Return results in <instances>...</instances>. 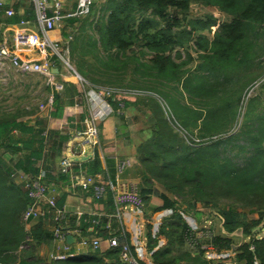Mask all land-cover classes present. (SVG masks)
<instances>
[{"label": "trees", "instance_id": "1", "mask_svg": "<svg viewBox=\"0 0 264 264\" xmlns=\"http://www.w3.org/2000/svg\"><path fill=\"white\" fill-rule=\"evenodd\" d=\"M195 3L214 7L227 19L221 21L214 12L202 17L192 16L191 6ZM100 9L105 12L103 17L93 19L89 30L82 28V36L72 43L79 73L98 85L146 88L168 98L180 95L178 100L186 105L183 112L186 113V127L199 130L195 131L199 134V145L189 146L180 133L181 130L186 132V127L167 121L155 97H109L113 105L117 103L120 106V102H124L125 109L131 105L138 106L149 132V138L137 148L138 160L145 169V182L148 184L141 193L149 199L154 193V184H161L168 195L161 193L163 205L157 209L172 211L164 218L157 234L152 218H146L148 244L147 255L142 262L212 264L206 258V250L202 249L201 243L195 249L186 245L189 232L185 216L191 215V210L197 213L201 203L203 207H211L210 213L224 221L227 231L240 229L244 237H250V242L244 241L233 250L232 260L236 264H264V237L257 238L254 232L262 226L264 217L244 220L248 212L245 209L264 213V101L261 94L249 98L239 131L235 137L225 139L210 140L215 134L233 131L228 130L230 124L236 121L237 114L226 129L219 130L222 122L206 118L205 112L199 108L206 92L203 93L202 85L221 89L222 86L217 85L231 81L232 77L234 82L249 63L250 54L254 51L252 44L262 43L263 52L255 57L258 56L257 64L263 62H258V59L264 55V0H104ZM96 12L94 3L90 14L96 15ZM70 21L74 23L77 19ZM9 22H19V18H10ZM192 41L195 42L193 48L197 57L194 59L188 51L187 59L176 62L173 52L177 51L180 55V48L189 49ZM136 46L139 51L134 52ZM128 51L132 53L128 55ZM138 53L151 54L150 62L142 63L136 56ZM131 59L135 60V64L137 61V65L129 72L126 69ZM196 60H199L196 70L187 67ZM123 63L126 64L122 66ZM122 68L124 70L118 71ZM131 73L135 76L129 83ZM192 73L199 83L198 88L189 84ZM79 94L75 84L66 85L62 93H56L51 114L58 117L64 115L66 106L80 102ZM187 98L194 101L193 105L186 103ZM175 103L171 102L174 110ZM28 108L0 109V264H127L121 261L120 247L102 250L89 244V249L83 252L70 248L68 256L60 260H48L37 253L38 245L54 240V229L50 231L42 220L28 229L22 216L32 199L25 182L16 183L12 171H22L32 179L45 172V181L67 183L70 173L54 172L56 161L62 156L71 134L62 129L47 130L41 120H38L37 126L26 125L18 118L35 112L32 107ZM82 118L80 115L79 119ZM135 118L139 120L140 117L135 114ZM78 126L82 128L81 124ZM125 126L118 124L117 128ZM205 138L208 139L203 140ZM235 139L245 143L241 146L243 151L249 150L242 163L221 150L224 143ZM6 155H10L9 158ZM100 163L98 158H94L73 164L75 169L83 167L88 173H93L101 170ZM171 194L182 204L188 203L187 208H182L177 200L171 198ZM64 198L65 194L58 201L59 207L63 205ZM102 200L109 210L114 209L110 192ZM93 220L88 215H82L80 227L72 225L81 233L77 241L94 234L102 237L120 235L119 224L104 228V219L99 223ZM126 237L134 250L132 234L127 231ZM210 242L218 254L230 253L232 245L238 244L233 236L226 234L214 235Z\"/></svg>", "mask_w": 264, "mask_h": 264}, {"label": "crops", "instance_id": "2", "mask_svg": "<svg viewBox=\"0 0 264 264\" xmlns=\"http://www.w3.org/2000/svg\"><path fill=\"white\" fill-rule=\"evenodd\" d=\"M5 1L7 2V6L3 11L0 12L1 22H9L10 18L12 19L16 16L19 18V21L23 19H27L30 20L31 22L32 20L35 19V11L32 1L31 3L28 0H5ZM76 5H77V0L74 6H70L69 3H65V9L66 11H69V9H74ZM9 7L13 8V10L15 11V14L12 17H8L5 11ZM67 21L71 22L70 20ZM31 27L33 28L32 23H31ZM65 30H66L65 28H57L52 32V35L55 38L66 39L68 34ZM23 53H27L31 55L30 54L31 51H24ZM260 59L262 58L259 57L258 62L260 61ZM18 76H22V75H18ZM133 76L135 75L131 73V77L129 76V81H128L129 83H131V78ZM29 77H31L33 81H35V84H29V86H27L28 87L27 92L29 97H25L23 101H21L20 99L21 102H16L12 105V101H13L11 100L12 96L7 97L9 93H16L20 95L23 94L22 88H24V86L19 85L21 81L18 80V78L16 79V81H11L6 86H3L6 89L1 91L2 94L1 96L3 97L4 100L0 105H6V104L8 105L9 103V105L12 107L11 109H17L18 107H23L24 109H27L29 106V108L32 107L33 110L35 111L34 113H30L28 115L18 118L19 120H23L26 123V125H31V126H37L38 120H41L45 123L47 130L62 129L70 133L71 136L69 138V141L73 140L74 137H76L79 132L82 133L87 132L88 129L93 125H95L96 128L99 129V133L97 137L99 139L98 143L91 144L93 148V156L90 160L94 158H98L101 162L100 163L101 170L95 171L93 173H88L83 169V167H80L79 169H75L74 164H72V166L70 167V171L68 172L70 174L67 183L56 182V181L47 182L43 179L45 172H42V175H39L42 178L43 183L49 189V194L54 195L56 197L57 205L62 195L65 194L64 202L63 205L61 206V208L64 209L66 216L68 218L65 227L72 228L73 224L76 227L77 226L80 227V224H82L80 222L82 215H88L92 217L94 219L93 222L96 223L97 222L99 223V220L104 219L105 220L103 223L104 228H110V227L112 228L118 226L119 219L116 216H114L115 214H117V212H116L112 191L109 192L112 195L114 209L109 210L108 205L104 202V200H102V199H106V195L102 198L96 197L95 192L93 190V186H90L87 189H85L82 186L76 187V185H79L77 183L76 178L82 179L83 177L92 176V175L93 177H96L104 182L111 181L113 184L116 185L118 190H124L127 187L131 189L133 187L136 191H138L141 194L143 200V205L141 207L137 209L127 208L122 210L121 213L122 221L124 225L126 224L125 227L127 228L128 232L131 234H132V232L130 231L131 228L129 227L128 223L126 222V218L124 217L125 214H129L128 212H131L133 215H137L136 212L141 213V215H143L145 218L147 217L146 215L155 217L156 215H160L164 212H169V209H163L159 211L157 209L158 207H161L163 205V199L161 197V193L167 194L166 191H164V189L162 188L161 184L159 183L154 184V193L149 196V199H145L141 193L142 188L143 189L147 188L148 184L145 182V177H146L145 169L138 160L137 148L141 142H144L149 138V132L147 131L146 126L143 123L142 116L139 113L138 106L131 105L130 107H127V109H125V106L120 107L117 105V103H114V105L111 103V108L105 107L104 103L99 100L93 89L91 90V88L86 89L85 87H82L76 80V77H74L68 72L63 71L62 68L61 69L59 68V72L55 73L54 77L52 78L53 82L63 84L62 89H57L54 86V83H52V85H46L45 82H43V78H41L43 76L39 74H32L29 75ZM251 79H253V77ZM132 82L134 83L135 79H133ZM69 83L75 84L77 89L80 91V94L78 96L80 102L76 103L75 105L66 106L64 110V115L59 117L54 116L51 114V111L53 109L55 95L58 92L62 93L64 89H66V85H68ZM10 84H15V85L11 87ZM86 90L88 92V95H90V97L86 96ZM51 94L54 99V100L52 99L53 100L52 106H50V104L48 103ZM135 114L139 115L140 117L139 120L135 118ZM80 115L83 116L81 120L79 119ZM78 124H81L82 126L81 129L79 128ZM118 124H126V126L122 128L119 127L117 128ZM95 140L96 139H91L92 142H94ZM120 141L121 144L119 143ZM76 142L77 141L73 140L70 147L75 148ZM68 143L66 144V147L63 148L62 156H60L59 159L56 161V170L54 172L55 174H57L61 170V159L64 155H67ZM84 150L85 147H83V152ZM8 156L10 155H6L7 158H9ZM121 161H129V164L122 171H120L119 169V163ZM78 163H82V162H78ZM12 172H13L12 176L15 182L18 184L22 183L23 178L26 177L23 175L24 172L22 171L16 172L15 170H13ZM24 174L28 176L27 173ZM47 208L48 206H46V209ZM170 214H172V211L168 214V216ZM261 216L264 217V213L261 214L260 211L249 212L248 215L245 216L244 220L247 221L250 219H257ZM213 217L215 218V220H218L219 218L220 219L219 222L222 221V219L215 214ZM41 220L43 223H45V226L48 227L49 230L53 232L55 221L52 216V213H46L43 216L33 217L29 222V226H33L34 224H36ZM160 221L162 223V220ZM206 222H208V224L212 226L201 224L196 226V229L199 230L217 229V227H213L214 221L212 218H209V220L206 219ZM161 223L159 229L162 226ZM73 229H79V228L74 227ZM90 229H93V227H91ZM260 229L261 230H259L258 233L256 232L257 238L264 237V221L262 222V226L260 227ZM197 233L200 234L199 232ZM75 237L77 238L79 236H75ZM85 238H89L88 239L89 243L88 242L82 243L81 240L80 241L75 240V242H73L72 244L69 243L68 244L70 245L71 249L74 248L75 252H83L89 249V244H91V241L93 239H99L100 248L102 250L110 248L108 243L109 237H102L94 234L91 237H85ZM132 241L135 244L137 243V241H135L134 239L133 234H132ZM244 241H247L245 237L242 242ZM205 245H208L209 248L212 247L211 242L205 243ZM36 248H37V253L48 260L54 259L53 257L56 254L68 252L65 250V244L63 242L55 241L53 239L48 243H43L38 245ZM232 254L233 252H230L231 257ZM221 255L222 254H216L215 252L206 251V258L209 259L210 262H212V264H236L231 259H222Z\"/></svg>", "mask_w": 264, "mask_h": 264}, {"label": "built area", "instance_id": "3", "mask_svg": "<svg viewBox=\"0 0 264 264\" xmlns=\"http://www.w3.org/2000/svg\"><path fill=\"white\" fill-rule=\"evenodd\" d=\"M33 2L35 19L30 20L23 19L19 22H1L0 21V100L3 99L1 91L6 89V86L11 81H22V77L32 74H39L43 77V81L47 85H52L57 89H62V83L53 82L55 73L52 68H60L59 63L63 71L70 73L78 83L86 89L91 88L96 93V96L102 101L105 107H111L109 97L121 96L130 98L144 94H151L149 90L138 89L133 87H125L119 85H98L91 83L85 77H83L71 59V47L70 42L73 39V35L68 33L67 38H55L52 32L57 28H64L67 20L79 19L88 16L95 0H77V5L74 9L66 11L64 7V0H31ZM7 6L5 0H0V12ZM8 17H12L15 14L13 8L9 7L6 10ZM33 24V28L31 27ZM24 51H31V55L23 53ZM61 69V68H60ZM22 75V76H18ZM88 86V87H86ZM264 88V73L256 78L244 94V101L248 100L252 96L258 94V92ZM52 93V92H51ZM86 96L88 92L86 90ZM134 97V98H135ZM133 98V97H132ZM52 94L49 97L48 103L52 106L53 103ZM1 104V103H0ZM120 107H124V102H120ZM180 132H183L181 130ZM83 135L84 141H77L76 147L71 148V155H81L83 153L84 142H92L91 139H96L94 143L98 142V131L95 125L91 126L87 132H79L77 136ZM198 141V139H197ZM74 161L70 159V156L64 155L61 159V171L69 172L70 167ZM129 161H121L119 163V169L122 171ZM25 178L23 181L26 184L32 203L24 211V219L29 223L33 217L43 216L46 213H52L55 221L54 225V240L63 242L65 244V250L68 251L70 245L67 243V237L71 234V227H65L68 218L64 209L57 205V199L54 195L49 194V189L42 182L41 177L30 178L23 173ZM79 186L87 189L93 186L96 197L102 198L109 191L113 192L116 212L114 216L119 219L120 235L113 234L108 238L110 247H120L121 261L127 264H144L142 262V255L135 245L133 250L132 244L127 239V228L125 227L121 212L124 209H137L143 205L141 194L133 187L125 188L124 190H118L115 184L111 181L104 182L100 179L92 176H86L82 179L76 178ZM46 206L48 208L46 209ZM198 233L191 232L188 237V242L192 248H195L201 243L198 238ZM212 237V235H211ZM82 243H87L88 240L82 239ZM93 247H100V240L93 239L91 241ZM203 247L208 245L202 244ZM211 246V245H210ZM209 248V247H208ZM67 257V252L59 253L54 258L60 260Z\"/></svg>", "mask_w": 264, "mask_h": 264}, {"label": "rangeland", "instance_id": "4", "mask_svg": "<svg viewBox=\"0 0 264 264\" xmlns=\"http://www.w3.org/2000/svg\"><path fill=\"white\" fill-rule=\"evenodd\" d=\"M31 3V0H28ZM76 0H64V7H65V3H69L70 6H74ZM104 3V0H95V7L97 8V12L96 15H91V16H87V17H82L77 19V21H75L74 23L72 22H66L64 28L66 29L65 31L68 33H71L73 35V39L70 42V47H71V59L73 64L76 66V69L78 67L77 62L74 59L73 56V52H72V43L80 36H82V28L89 30L90 28H92V26H89L91 24V21L97 20L99 17H103L104 15V10L100 9L101 4ZM72 10V9H69ZM191 12H192V16H198V17H202L205 16L206 13H213L214 15L217 17H220L219 19L222 20H226L227 16L223 15L222 13H220L216 8L214 7H204L201 6L197 3L192 4L191 6ZM99 18V19H100ZM87 19V21H85ZM208 33V32H207ZM212 34V33H211ZM264 40V39H263ZM254 45V51L251 52L250 54V60L249 63H247V66L245 67L246 69L242 72H240V75L236 78V80H234L233 82V77L231 81H224L223 84H219L217 86H222L221 89H210V87H204V84L202 85L203 87V93L205 92L204 97L202 98V100L200 101V106L199 108L205 112L206 118H210V119H216L220 122H222L219 130H224L226 129V126H229L230 122H233L235 120V115L237 114V118L236 121H234L232 124H230V128L228 131H230L231 129L233 131L227 133V134H223V133H218L213 135V138H210V140H215V139H221V138H226V137H230V136H234L236 135V133L239 131L241 124L243 122L244 119V113L246 111V106L248 103V100H243L244 99V94L245 91L248 89V87L251 85L252 81H254L256 78H258L259 76H261L264 73V55H261L260 60H262L263 62L261 64H257L256 63V59L257 57H255V55L257 53H261L263 52V45L262 43H255L252 44ZM195 46V42L192 41L190 43V47L189 49H183L180 48V55H178L177 51L173 52V59L176 62H180L183 59H187V52H191V54H193L192 56L194 57V59L197 57V52L196 50L193 48ZM87 54H89V50L88 48H86ZM135 51H139V47H134V52ZM186 52V53H185ZM128 53H132V51H128L126 52ZM125 53V54H126ZM142 53V52H141ZM136 56L138 58H140V61L142 63H149L150 60L149 58H151V54L147 53L145 55H141V54H136ZM88 58H90V56H88ZM128 58H126L127 61ZM254 60V62H253ZM132 61V59H131ZM199 63V60H196L190 64H187V67H190L192 70H196L195 67L196 65ZM126 64V63H125ZM123 63L122 66L125 65ZM137 65V61L135 64V60H133L129 65L128 68L126 69L127 71L131 72L134 70V66ZM60 68L61 67V63H59ZM186 67V68H187ZM124 70L122 69H118V71H122ZM83 76V75H82ZM254 76V77H253ZM20 77V76H19ZM253 77V79L251 80V78ZM88 78V77H87ZM88 80V79H87ZM121 80V79H119ZM89 81V80H88ZM42 82V81H40ZM44 82V81H43ZM92 83V82H91ZM29 84H35V81H33V79L29 76H25L22 77V81L20 82L19 85L24 86V88H22L23 94H16V93H9L7 95L8 96H12L11 100L12 101V105L16 102H21L24 100L25 97H29L28 92H27V86H29ZM46 84V83H45ZM171 85L174 83H170ZM189 84L193 87V88H198L199 87V83L196 80L194 74H191V81L189 82ZM15 84H10V86H14ZM47 85V84H46ZM246 86V88H245ZM88 87V86H86ZM227 87V88H225ZM18 88V87H17ZM246 90H245V89ZM146 89V88H144ZM147 90V89H146ZM17 91V89H16ZM151 94H144V95H139L137 97H135L136 95L132 96L135 97V99H141V98H156L159 103L161 104L162 109L164 110V117H166L167 121H170L171 123H179L182 126H187L184 122V119H186V113L184 112V108H185V104L180 102L178 100V98H180L176 95L175 98L173 96H170V98L165 96H160L154 92H152L151 90L149 91ZM261 94V98L264 101V88L261 89L257 95ZM130 97V98H132ZM253 97V96H252ZM21 99V101H20ZM4 99L0 100V103L3 102ZM17 100V101H14ZM44 100V99H43ZM133 100V99H132ZM173 104V101H176L177 103H175V110L171 105V102ZM186 103L193 105L194 101L191 98H187L186 99ZM12 107L6 104V105H0V109H11ZM111 108V107H108ZM126 111V110H125ZM183 113V114H182ZM195 116V114H194ZM185 117V118H184ZM183 120V122L181 121ZM199 131L197 128L196 129H189V128H185L186 132H180L181 135L184 137V139L186 140V144L189 146H198L199 143L197 142V139L200 140L199 138V134L195 131ZM97 131L99 133V129L97 128ZM195 132V133H194ZM232 134V135H230ZM208 138H205L203 140H206ZM91 144L94 142H90ZM98 143V142H97ZM121 144V141L119 142ZM245 145V143L242 140H238L235 139L229 143H224L221 146V150L225 151V153L231 157L234 158L235 160H237L239 163H242V160L245 159V157L249 155V150L248 152L243 151L241 146ZM173 199L178 201V204L181 205L182 208H187V204L186 203H181L180 200L174 196L173 194H171ZM189 205V204H188ZM198 208L200 209L197 213L194 211L192 213L191 210V215H186L185 219L188 223V232L189 234L191 232H193L194 234H196V232H199L200 234L198 235L197 240L200 239L201 244H205V243H209L211 241V235L214 236L215 235H223V231L222 229H220V222H219V218L218 220H215V218L213 217L214 214L210 213L211 211V207H203L202 204H198ZM239 210H243L241 207H239ZM245 211H248L247 213H245V216L248 215L249 211L248 209H245ZM171 211L169 210V212H164L160 215H156L155 217L151 216V217H146V218H152V225H153V229L155 234H157L160 226V223L162 220V226H163V222H164V218L168 216V214ZM122 213V212H121ZM129 214H125L124 217L126 218V222L128 223L129 227L131 228L130 231L132 232L135 241H137V243L134 244L137 245L138 250L140 251V254L142 255V258L145 257V255H147V244H148V239H147V232H148V228L146 225V218L141 215V213H137V215H133L131 212H128ZM209 218H212L214 221V225L213 227H217V229H196V226L198 225H207V226H212L210 224H208V222H206V219L209 220ZM22 220L23 222L26 224V226L28 227V229L31 228V226H29V223L24 219V215L22 216ZM200 222V223H199ZM218 224V226H217ZM126 226V224H125ZM260 227L258 229H255L254 232H259ZM71 234L78 236L80 235V230L79 229H73L71 230ZM234 242L236 243H241L243 241L242 237L240 235H235L234 237ZM245 239L250 242V237L245 236ZM163 243H160V245ZM186 245L191 248V249H195L192 248L189 244V242H186ZM203 247V246H202ZM201 248V247H200ZM212 248V250H211ZM202 249H205L206 251H211L214 252L213 247H203ZM70 250V248H69ZM68 250V251H69ZM216 253V252H215ZM218 254V253H216ZM214 255V254H213ZM67 256H68V252H67ZM222 259H231L232 257L230 255V253H222ZM54 258V257H53ZM56 259V258H54ZM65 259V258H64ZM234 262V261H233Z\"/></svg>", "mask_w": 264, "mask_h": 264}, {"label": "water", "instance_id": "5", "mask_svg": "<svg viewBox=\"0 0 264 264\" xmlns=\"http://www.w3.org/2000/svg\"><path fill=\"white\" fill-rule=\"evenodd\" d=\"M53 72L54 73H58L59 72V68H52ZM85 137L83 135H80V136H76L74 137L73 140L75 141H84ZM73 140H70L69 143H68V147H67V155L70 156V159L74 162H86L88 160H90L93 156V148H92V145L90 142H84V147H85V150L83 152V154L81 155H71L72 154V151H71V144L73 142ZM221 229L223 231L224 234L228 235V236H235V235H240L242 237V239H244V234L243 232L240 230V229H237L236 231L234 232H229L227 231L225 228H224V221L222 220L221 221ZM85 239H89V238H85ZM75 240H77V238L73 235H68L67 237V243L69 244H72L73 242H75ZM241 243H238V244H233L232 245V249H231V252H233V250H235L236 247H238Z\"/></svg>", "mask_w": 264, "mask_h": 264}]
</instances>
